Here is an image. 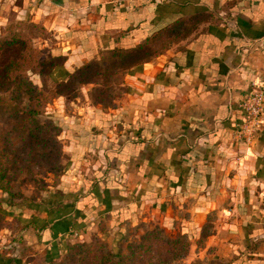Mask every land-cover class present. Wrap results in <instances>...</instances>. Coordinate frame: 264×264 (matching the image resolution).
I'll use <instances>...</instances> for the list:
<instances>
[{
    "label": "crops",
    "instance_id": "obj_1",
    "mask_svg": "<svg viewBox=\"0 0 264 264\" xmlns=\"http://www.w3.org/2000/svg\"><path fill=\"white\" fill-rule=\"evenodd\" d=\"M22 10L55 32L75 68L172 36L129 70L117 108L70 125L60 193L21 206L35 243L55 260L76 234L116 246L151 217L200 238L215 214L196 258L212 247L211 264H264V125L251 143L239 136L242 102L264 77V0H23Z\"/></svg>",
    "mask_w": 264,
    "mask_h": 264
},
{
    "label": "rangeland",
    "instance_id": "obj_2",
    "mask_svg": "<svg viewBox=\"0 0 264 264\" xmlns=\"http://www.w3.org/2000/svg\"><path fill=\"white\" fill-rule=\"evenodd\" d=\"M22 8L23 0H0V40L15 35L21 36L23 40V43L20 42L16 47L0 52V74L8 69L7 66H10L12 61L22 64L21 50L27 47L36 59L31 65L26 63L18 66L17 74L29 79L49 98V102L40 111L39 124L43 126L42 130L39 126H35L36 129L41 130L39 139L24 140L18 137L15 131H9L12 127L8 115L0 114V141L3 144L8 141L7 153L11 156L13 150V155L18 159L14 165L16 171L9 176L10 193L0 191L2 202L0 203L2 215L0 254L6 259L13 260L12 264H88L108 252H113L115 246L112 242L98 234L81 239L73 232L75 239L68 242L70 246L87 243L93 244L94 250H90L86 258L79 263L66 259L65 255L53 260L43 246L35 243L38 228L29 220L25 221L26 217L22 216L26 213L25 211L24 215L21 213V206L31 201L41 204L54 192L60 193L63 180L73 162L71 151L68 149L70 125L93 116L98 108L108 111L113 107H104L94 100L92 94L97 87L96 84L68 83L70 69L73 68L75 71L79 68L69 65L67 58L61 54L55 32L44 23L27 15ZM96 60L99 61L100 58ZM128 72V70L125 72L121 83L111 87L116 98L115 108L118 107L117 101L122 99L126 90L123 84ZM151 218L139 220L127 228L121 242V253L124 257L133 256L132 247L141 243L143 237L154 230L159 231L162 239L180 240L182 243L164 245L154 240L155 244L151 250L145 251L140 259L129 261L130 264H211L213 262L212 258L217 249L211 247L206 252L203 250L206 253L205 260L197 259L192 251L198 252L196 245L203 249L209 246L206 241L215 233L214 227L217 221L215 214L209 216L200 238H196L195 233L189 237L179 231L167 229L162 226L161 220ZM104 228L100 227V231L103 232ZM33 232V237L28 238L27 236ZM98 242H102L103 245L97 244ZM175 254L177 257H174Z\"/></svg>",
    "mask_w": 264,
    "mask_h": 264
},
{
    "label": "trees",
    "instance_id": "obj_3",
    "mask_svg": "<svg viewBox=\"0 0 264 264\" xmlns=\"http://www.w3.org/2000/svg\"><path fill=\"white\" fill-rule=\"evenodd\" d=\"M171 37V34L165 32L163 35L149 40L146 44L137 48L129 50L113 49L102 52L99 61L94 59L70 73L68 83L96 84L97 87L92 94L94 100L104 107H115L116 98L111 87L114 84L121 83L127 70L129 71L143 62L149 61L151 57L163 53L164 49L170 45ZM20 42L23 43V40L19 35L3 38L0 40V52L10 47H16ZM21 55L20 61H22V64L12 61L9 64L10 66H7L8 69L0 74V114L8 115V118L11 120L10 126L12 127L9 131H15L18 137H22L24 140L30 138L39 139L43 128L39 124L40 111L48 104L49 98L40 92L29 79L21 74H17L18 66L26 63L31 65L36 59L33 52L27 47L22 48ZM120 72L121 74H119ZM35 126H39L41 130L36 129ZM7 144H9L8 141L4 144L0 141V191L10 193L9 176L12 172L16 171L14 165L18 159L13 155V150L11 156L7 153ZM38 145L40 146L39 143ZM0 203H2L1 200ZM1 216L0 214V221ZM123 238L124 236L113 247V252H108L101 256V258L94 259L88 264H130L129 261L138 260L143 256L145 251H150L155 244L154 240L164 245L182 243L180 240L162 239L159 231L154 230L148 232L143 237L141 243L132 247L134 249L133 256L124 257L121 253ZM101 243L98 242L97 244L103 245ZM92 249L93 244L68 245L65 256L66 259L79 263L86 258L87 253ZM174 257H177V255L175 254Z\"/></svg>",
    "mask_w": 264,
    "mask_h": 264
},
{
    "label": "built area",
    "instance_id": "obj_4",
    "mask_svg": "<svg viewBox=\"0 0 264 264\" xmlns=\"http://www.w3.org/2000/svg\"><path fill=\"white\" fill-rule=\"evenodd\" d=\"M246 113V121L239 136L251 143L264 125V77L252 83V91L242 102Z\"/></svg>",
    "mask_w": 264,
    "mask_h": 264
}]
</instances>
